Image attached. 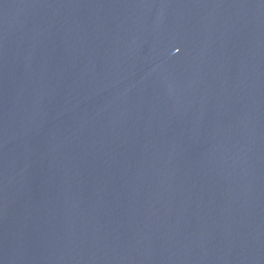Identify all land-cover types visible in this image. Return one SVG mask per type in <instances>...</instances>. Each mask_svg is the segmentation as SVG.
Here are the masks:
<instances>
[{"label":"water","instance_id":"1","mask_svg":"<svg viewBox=\"0 0 264 264\" xmlns=\"http://www.w3.org/2000/svg\"><path fill=\"white\" fill-rule=\"evenodd\" d=\"M0 264H264V0H0Z\"/></svg>","mask_w":264,"mask_h":264}]
</instances>
